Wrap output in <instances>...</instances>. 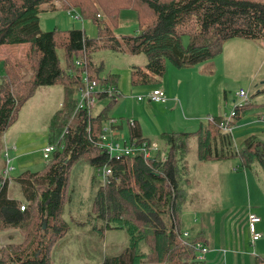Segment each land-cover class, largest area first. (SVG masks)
Masks as SVG:
<instances>
[{"label":"trees","instance_id":"16d2710c","mask_svg":"<svg viewBox=\"0 0 264 264\" xmlns=\"http://www.w3.org/2000/svg\"><path fill=\"white\" fill-rule=\"evenodd\" d=\"M54 1L65 10H78L82 19H92L97 36L91 38L81 28L42 31L39 14L47 4L54 10ZM124 9L136 12L135 34L118 33ZM183 36H188L186 44ZM237 37L264 41V0H0V45L27 43L32 64L31 75L24 78L8 59L2 61L0 136L37 87L59 84L64 92L62 108L49 120V143L55 144L50 164L41 171L24 170L11 178L19 184L26 204L8 196L10 179L3 174L5 165L0 171V230L18 228L24 239L18 254L0 253V264H50L51 248L67 245L69 238L63 237L69 227L63 219L69 201L66 193L81 159L91 170L89 189L94 199L90 208L103 223L94 230L102 233L114 223L127 236L126 246L106 254L99 264H208L198 259L195 248L199 241L206 244L203 230L187 239L181 230L182 163L188 141L196 139L201 161L238 158L244 168L264 174V139L254 134L237 147L232 132L219 126L223 117L216 115L194 131L162 132L167 149L164 162L159 153L152 162H146L142 154L111 156L97 141L112 118L113 101L94 115L86 108L77 110L74 90L82 81L83 69L74 61L83 51L90 59L101 48L143 54L145 63L131 66L130 83L132 87L151 86L162 82L167 62L177 69L194 66L218 53L223 41ZM89 63L91 80L117 88L118 76L102 77L103 65ZM96 95L107 97L102 91ZM261 105L264 103L249 101L236 105L233 120L224 122L232 126L234 120ZM129 134L137 142H150L136 121L129 126ZM103 167L111 170L105 178L98 174ZM255 261L264 264V257L256 256Z\"/></svg>","mask_w":264,"mask_h":264},{"label":"rangeland","instance_id":"374dc122","mask_svg":"<svg viewBox=\"0 0 264 264\" xmlns=\"http://www.w3.org/2000/svg\"><path fill=\"white\" fill-rule=\"evenodd\" d=\"M52 5L55 7L54 10L47 4L44 5V8L50 10L42 11L39 14L40 29L42 31L54 28L58 30L81 28L87 36L91 38L97 36L96 25L92 19L83 18V22L78 19L75 20L73 16L66 12L69 9L65 10L62 8L60 2L54 1ZM119 18L118 33H136V12L131 9H124L120 12ZM182 41L186 44L188 36H183ZM28 47L27 45L19 46L18 50L21 52L17 55L20 56L19 60L12 59L13 54L10 52H8L7 56L2 55V58L4 60L5 58L8 59L14 65V69L18 74L24 76V78H28L32 73ZM59 56L62 62L63 59L60 53ZM89 60L95 66L102 63L103 68L100 76L103 77L108 72L118 76L116 86L122 92L123 98L116 100V102L119 101V104L118 106L114 104L115 106L112 108L110 115L114 118L116 117L115 119H118V117L139 119L143 133L151 134L148 135L150 142L156 143L161 150L166 152L167 149L162 139L164 128L160 127H167L165 126L166 122L170 119L162 110L166 108L167 103L152 102V109H145L148 102L136 100L137 96L147 94V91L142 90L145 87L134 88L130 83V67L136 65V63L143 65L144 55L130 56L123 53L122 50L101 48L94 51ZM167 65L172 67L169 69V75L173 84L177 82V77L181 76L186 79L183 84L184 87L183 85L180 86V93L186 94L189 98V104L187 103L189 109L185 108L187 110H183L182 113H184L185 117L196 118V121L188 123L187 128L183 130L194 131L200 125V121L206 122L208 120V115L204 111L206 110V107H204L205 103L202 100L205 93L220 92L222 101H220V110L216 111L222 113L221 117L224 119L233 120L231 114L234 106L244 103L237 97L240 90H244L249 94L248 101L264 103V92H258L259 89H264L263 40H247L241 37L230 38L223 41L220 51L209 58V60L199 62L191 67L180 68L179 70L171 66L169 62H167ZM3 72L4 66L0 63V76ZM77 87L78 85L74 90V97H76L75 91ZM43 88L39 91L37 89L35 95L21 106L16 120L0 136L1 145L3 146L0 145V151L4 154V148H9V156L12 158L10 166L15 167V170H11V174L6 176L8 178L9 176L14 178L27 169L32 172H38L45 167V164H50V162L43 159L42 150L49 142L48 120L56 108L57 101L62 99V92L60 85ZM41 90L50 91H48L47 95H44ZM224 94L225 99L223 98ZM106 103L107 100L98 101L92 115L99 112ZM260 108L264 107L256 106L254 110H250L246 114L262 112ZM244 117L241 116L239 119L234 120L236 124L232 126V131H237L240 128V124L245 120ZM248 119L250 122L251 118L248 117ZM125 120L124 127L119 131V134L120 137L129 140L128 119L125 118ZM167 131L172 132L173 130L167 129ZM242 140L243 138L238 140L239 144ZM187 147V156L182 164V168L184 167L185 170L188 168V160L194 161L197 159L196 139L194 137L190 138ZM18 155L19 157L14 159ZM4 159L3 155V161ZM84 162L81 159L78 166L74 167L71 173L70 186L66 193V200L69 199V201H67L65 206L66 211L63 219L69 223V227L68 231L63 233V237L69 238V242L64 248L56 249L57 245L51 248L50 264H99L106 254L118 253L127 244V236L124 230L116 228L114 223L111 224L110 229L104 230L102 233L94 230H97L98 226L101 227L103 223L98 220V217H95L96 213L93 208H90L94 199L93 193L91 194L89 189L88 176L91 170L85 167ZM82 164H84V167ZM200 165L203 166L199 169L197 179L192 180V183L196 186L198 184L203 196L209 195L213 199L202 203V207L198 211H194L187 202V197L189 199L187 188L184 189L182 205L186 201L187 209L183 213L188 212L184 219L189 221V219H192L193 213L196 215L200 214V212L212 213L215 223L214 233L217 241L222 236L221 224H223L222 232L225 233L226 237L233 235L240 241L238 244L240 245L241 253L244 252L246 256L254 253L255 256L264 257V174L259 171L256 172V170H244L238 158H230L223 161H203ZM236 169H240V172ZM20 170L23 171L19 173ZM190 170L192 171V168ZM193 171H196V168ZM237 172L240 173L239 176ZM222 173L226 177L221 175ZM189 175L196 178L195 173L191 172ZM231 176L236 181H231ZM182 178L184 180V177ZM9 194L20 200L22 205L26 204L23 195H21L20 186L16 181L11 180ZM248 210H252L256 216L260 217L255 230L261 232L262 237L258 240L256 246H251L248 239L249 232L247 231L249 230H247L248 223L245 218ZM223 220H225V224ZM210 221L212 222L211 219ZM229 224H231L230 228ZM210 228H212V223ZM192 230L194 231L195 228L192 227ZM205 233L203 230V234ZM23 242L24 239L20 229L11 227L10 229L0 230V253L5 250L9 254H18L20 248L24 246ZM229 248L227 249L229 250ZM222 254V264H226L223 259L224 255L227 258V264H231V261H233V259H230L231 252L227 254L222 252Z\"/></svg>","mask_w":264,"mask_h":264},{"label":"crops","instance_id":"0c3cea01","mask_svg":"<svg viewBox=\"0 0 264 264\" xmlns=\"http://www.w3.org/2000/svg\"><path fill=\"white\" fill-rule=\"evenodd\" d=\"M42 8L45 11L50 10V9H45L44 6ZM80 21L83 22L84 19L81 18ZM22 45L29 46L27 43H22V44H19V45H11V44L0 45V63L2 64V61L4 60L2 58V55L7 56L8 52L13 54V56H12L13 58L12 59L19 60L20 56H17V55H19L21 52H20V50H18V48H19V46H22ZM123 53L128 54L130 56L138 55V54L132 55V54L126 52L125 50H123ZM144 63H145V61H144ZM92 65H93V63H92ZM170 68H172V67H168V65L166 66L165 76L162 79V82L160 84L151 85V86H142V87H145V88H142V90L147 91V94H148V92H151V89L156 88V87H159V88H161V89H163L165 91V93L167 94V101H166L167 104L166 103L165 104L167 106H166V108H163L162 110L167 114V116L170 117V119L167 120L165 126L171 127V128H167V127H160V128H164L163 132H167V129H172L175 132H179V131H182L183 129H186L187 128L186 126H187L188 123L196 121L195 120L196 118L191 117V116L190 117H185L184 113H182L183 110L189 109V106L187 105L189 98L186 96V94H181L180 93V91H181V87L180 86L183 85L186 82V79L184 77H181V76L177 77V82L173 84V82H171V77L169 75V69ZM130 69H131V67H130ZM171 70H174V69H171ZM177 70H179V69H177ZM108 74H114V73L108 72L107 75ZM107 75H105L103 77H106ZM54 85H59V84H54ZM50 86H53V85H50ZM50 86H39V87H37V89L39 91L40 89H44L43 87H50ZM116 87H118V86H116ZM137 87H139V86H137ZM183 87H184V85H183ZM134 88H136V87H134ZM117 90H118V88H117ZM259 90H258V92H259ZM48 91H50V90H41V93H43L44 95H47ZM61 92H62V99H60L61 101L60 100L57 101V104L55 106L56 108L53 111L51 117L58 110H60L62 108L61 106H62L63 99H64V92H63V87L62 86H61ZM120 93H121L120 98L122 99L123 98L122 92L120 91ZM220 97H221L220 96V92L205 93V95L203 96L202 100L205 103L204 107H206V110H204V111L208 115L207 118H209L210 116H216V115H220L221 116L222 115V113H219V112L216 111V110H220V103H221L220 101H222V98L220 99ZM223 98L224 99L226 98L225 94H224ZM101 100H107V103L109 101H111L107 97L104 98V99H100V101ZM136 100L139 101V102H145V101L148 102L146 107H145V109H149V110L152 109L151 103L154 102V101L150 102V101H148L146 99L138 100L137 98H136ZM112 101L111 102H112V106L113 107L115 105L118 106L119 101L118 102H116V100H112ZM155 103H158V102H155ZM261 107H264V105H261ZM185 108H187V109H185ZM260 110H262V112H258V113L254 112V114L243 115V116H245L244 117L245 120L240 124L241 126H240V128L237 129V131H232V126L235 125L236 122L234 124H232V126H230L232 134H233V138H234V133L236 132L235 133V138H234V144L237 147H240V144L244 141L245 138H247L248 136L254 135V134L264 139V108H260ZM51 117L49 118V120L51 119ZM248 117L251 118L250 122H249ZM125 118L126 119H129V118L131 119L132 117H120V118L118 117L119 121L117 123V127H118L119 131H121L123 129V127H124L123 126L124 125V121H126ZM225 119H227V118H225ZM132 120H134V121H136L137 123L140 124L139 119L137 120V119L132 118ZM227 120H230V119H227ZM201 122H203V121H200V123ZM140 127H141V134L143 135V137L146 138L147 140H150L148 135H151V134H144L141 124H140ZM183 131H187V130H183ZM128 134H129V126H128ZM48 136H49V134H48ZM242 138H243V140L239 144L238 140H240ZM123 139H125V138H123ZM131 140H133V139L130 138V134H129V140H126V141H131ZM48 141H49V139H48ZM0 145H1V140H0ZM2 150H3V148H2ZM8 150H9V148H4L5 154L7 152L8 158L10 159V161H9V166H10V164L12 162V158L9 156ZM3 155L4 154L1 152V154H0V171H2V169H3L4 165H5V160L3 161ZM18 157H19V155L15 156L14 159H17ZM187 160H188V158H187ZM213 161H216V160H213ZM201 163H203V161L199 160L198 157H197V159L194 160V161H189L188 160V162H187L188 168H186V170H185L184 167L182 168L183 171H184V174L182 175L184 177V183L182 182L183 183L182 188H184V189L187 188L186 191H188L187 195L189 196V199L187 197V202H188V205H190V207H192L194 211H196V210L198 211V209L202 207V205H201L202 203L209 202V199H213L209 195L208 196H203L201 194L199 188H198V184L196 186L195 184L192 183V180L197 179V177H198L197 175L199 174V169H200L201 166H203V165H200ZM10 167H13V166H10ZM190 168H192V171L190 170ZM194 168H196V171H193ZM243 169L246 170V171L248 170L247 168H244V167H243ZM11 170L14 171L15 167H13ZM23 170H20L19 173H21ZM236 170L238 172H240V169H236ZM191 172L195 173L196 178L195 177H191L189 175ZM238 172H237V174L239 176L240 173H238ZM10 174H11V172H10ZM221 175H223V173ZM223 176H225V175H223ZM12 177L13 176H9L10 183H11V178ZM230 179H231V181H233V180L236 181V179H234L232 176L230 177ZM189 180H190V182H189ZM10 183H9V187H10ZM9 187H8V196H10ZM11 197H13V196H11ZM183 200H184V198H183ZM187 202L185 201V203H184L185 208H183V211L185 209H187V205H186ZM250 211L253 212L252 210H250ZM186 214H188V212H186V213L182 212L181 216H180L182 232L187 231L189 236H192L194 234V232H199V230H201V229H203L206 232L205 235L207 237V240H206V244L205 245L208 248V251L205 254V261L208 264H222V262H221V256L223 255L222 252L224 254H227V253L231 252L230 259H233V261H231L232 262L231 264H255L256 263V261H255V257L256 256L254 255V253L253 254L250 253L249 256H246L244 254V252L241 253L240 245L238 244V242L240 243V241L238 239H236L233 235L231 237H228V238L226 237L225 233L222 232L223 224H221L222 236H221L219 241L216 240V236H215V233H214L215 223H214V219H213V214L212 213L200 212V214H198V215L193 213L192 214V219H189V221H186L184 219ZM214 217H215V215H214ZM210 219L212 220V222L210 221ZM211 223H212V228H210ZM223 223L225 224V220H223ZM230 226H231V224H229V228H230ZM192 227L195 228L194 231L192 230ZM247 230H248V228H247ZM247 232H249V231H247ZM248 237H249L248 239H249V243H250V232L248 234ZM257 242H258V240H257ZM257 242L254 245H251V244L250 245L251 246H256ZM229 247H231V248H229ZM227 248H229V250ZM223 259H224V262L227 264V258L225 257V255L223 256Z\"/></svg>","mask_w":264,"mask_h":264},{"label":"built area","instance_id":"2783aa9c","mask_svg":"<svg viewBox=\"0 0 264 264\" xmlns=\"http://www.w3.org/2000/svg\"><path fill=\"white\" fill-rule=\"evenodd\" d=\"M68 14L73 16L75 20L81 19V15L78 10L75 9H69L66 11ZM90 60L88 58V55L86 51H83L82 54H80L77 59H75V62L77 67L82 68V81L79 83L77 89H76V97H74L76 101V107L77 110L86 108L89 111L93 112L94 108H96V104L98 101H100L99 97H97L96 93L99 91L105 92L107 98L110 100H117L120 98L121 93L117 90V88L107 85L106 87L100 85L98 81L95 79L91 80L88 77V67ZM237 97L240 98L243 102H248L249 100V94L246 93L244 90H240L237 94ZM138 100L146 99L150 102H158V103H166L167 100V94L165 91L159 87L151 89V92L144 96H137ZM236 106V105H235ZM234 114V108L231 114V117H233ZM109 121L106 122V124L103 127L102 133H100V137L97 141V146L99 148L104 149L109 155L115 156L117 158L121 156H136L139 154L143 155V159L147 162H152L155 158H157V154L159 153V160L164 162L166 160V152L164 150H161L159 146L156 143L146 142V141H126L123 139V137H120L119 130L117 127L118 119L115 118H109ZM213 120V117L210 116L208 118V121ZM229 121L227 119H224V121ZM221 122L219 126L223 130L231 131V127L227 126L226 122ZM128 126L134 125V120L128 119ZM66 132V129H65ZM64 132V133H65ZM232 132V131H231ZM55 149V144L53 142L48 143L43 148V159L45 161H49L53 150ZM5 157V169L3 170V174L6 177L10 174V171L13 167L9 166L10 159L8 158V154L4 153ZM111 170L103 167L99 171V175H101L102 178H105L106 176L110 175ZM23 209V207H21ZM245 218H247L248 223V230L250 232V244L254 245L257 240H259L262 237V233L255 230V226L257 222L260 221V217L256 216L253 212L248 210V212L245 215ZM182 234L185 237H188L189 234L187 231L182 232ZM195 248L198 251V259L205 260V254L208 251V248L206 245H204L202 242H197L195 244Z\"/></svg>","mask_w":264,"mask_h":264},{"label":"water","instance_id":"95a60500","mask_svg":"<svg viewBox=\"0 0 264 264\" xmlns=\"http://www.w3.org/2000/svg\"><path fill=\"white\" fill-rule=\"evenodd\" d=\"M44 226L46 225L45 222H43Z\"/></svg>","mask_w":264,"mask_h":264}]
</instances>
